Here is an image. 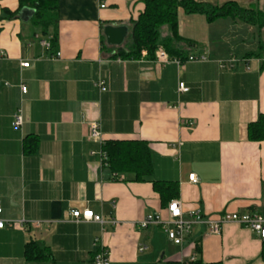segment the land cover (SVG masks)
<instances>
[{
  "label": "crops",
  "instance_id": "obj_1",
  "mask_svg": "<svg viewBox=\"0 0 264 264\" xmlns=\"http://www.w3.org/2000/svg\"><path fill=\"white\" fill-rule=\"evenodd\" d=\"M56 1L57 43L50 50L41 43L50 35L32 26L31 16L6 17L18 0H0V219L13 221L0 229V264H92L97 237L109 264L179 263L192 253L204 262L264 264L262 242L235 223L224 224L218 235L194 225L181 245L168 241L160 226L139 228L148 214L166 219L168 202L150 181L111 172L99 144L88 138V124L97 122L103 141L147 142L151 178L177 183L174 199L185 213L264 216V141L247 137L248 124L264 113V54L247 55L264 41V28L230 17L208 22L203 14L179 9L178 35L191 44L177 43L180 64L162 63L155 55H119L129 46L141 0ZM197 1H234L264 11V0ZM106 25L128 28L121 45L106 44ZM169 36L161 27L160 42ZM199 55L207 60H186ZM228 59L234 66L222 68ZM99 78L105 91L96 85ZM179 82L188 91L180 92ZM18 111L22 124L14 127ZM25 143L36 148L26 152ZM74 209L115 223L75 222ZM31 240L47 246L51 258L25 260Z\"/></svg>",
  "mask_w": 264,
  "mask_h": 264
},
{
  "label": "trees",
  "instance_id": "obj_2",
  "mask_svg": "<svg viewBox=\"0 0 264 264\" xmlns=\"http://www.w3.org/2000/svg\"><path fill=\"white\" fill-rule=\"evenodd\" d=\"M143 10L136 20L132 21L130 28V43L127 49L120 48L119 55L129 58H139L142 51L153 57L159 44L171 57L183 58V52L177 49V43L184 41L177 32V13L181 9L185 14H203L208 22L219 17H230L247 25L256 27L259 31L264 28V11L256 7H242L234 1H226L220 5H212L197 0H141ZM33 10L30 17L32 26L37 27L42 34L50 35V50L56 47L58 4L56 0H18L15 10H5L8 19L16 18L22 8ZM166 26L170 36L162 42L159 40V30ZM104 43V40L101 41ZM264 54V41H259L258 49L247 55L260 57ZM247 137L250 141H264V113L247 126ZM36 142V141H35ZM36 146L24 144L26 152H32ZM102 149L106 154L107 167L111 172L131 173L137 182L150 181L153 190L164 202L171 201L178 195V185L173 181L153 180V165L147 142L142 140L114 139L103 141ZM226 213V212H223ZM222 214V213H220ZM219 214V215H220ZM24 258L27 261H43L51 258L47 246L38 241H29L24 247ZM261 259L264 261V243L262 242ZM169 264H179L177 262ZM192 264H221L217 262H204L196 259Z\"/></svg>",
  "mask_w": 264,
  "mask_h": 264
},
{
  "label": "built area",
  "instance_id": "obj_3",
  "mask_svg": "<svg viewBox=\"0 0 264 264\" xmlns=\"http://www.w3.org/2000/svg\"><path fill=\"white\" fill-rule=\"evenodd\" d=\"M42 45L46 49H50L49 40H43ZM55 56H59V53L56 52ZM141 55L145 56L146 51H142ZM155 59L158 62L167 63L174 62L180 64L182 60L180 58H170L162 46H157L155 50ZM188 61H204L207 60V57L204 55L199 56H188L186 58ZM234 59H228L222 61L220 66L222 68H232L234 66ZM22 66H28L27 62L21 63ZM97 87L100 91H105V81L98 79L96 82ZM27 90L26 86H21L22 93H25ZM178 90L180 92L188 91V88L183 82H179ZM22 124V116L20 111L13 115L12 125L14 127H19ZM89 126V135L88 138L90 141L96 142L100 146L99 155L101 156V161L104 166H107L106 163V154L102 149L103 140L99 124L97 122H91ZM94 154V152H92ZM189 182L196 184L198 179L194 173H190L188 176ZM167 217L162 219L158 214H148L139 221V228H147L150 225L160 226L162 231L165 233L168 241L174 245H181L183 241L188 237L190 231L194 225H203L206 227L209 234L218 235L221 231V228L226 223H235L242 227L249 229L261 242L264 243V216L253 212V211H243V212H231V213H222L217 217H207L200 210H192L187 213L183 212L181 203L177 199H172L167 204ZM1 212V209H0ZM70 216L75 222L80 221H93L100 225H104L107 222L115 223L114 220H104L101 215L94 214L90 209L71 210ZM7 225L11 226L13 221H6ZM5 221L0 219V229L4 227ZM22 221H19L21 223ZM93 258L92 264H109L108 259V250L102 245L101 238H95L93 240ZM144 247H140L139 250H142ZM196 255L192 253L188 257L181 259L179 264H192L196 260Z\"/></svg>",
  "mask_w": 264,
  "mask_h": 264
},
{
  "label": "water",
  "instance_id": "obj_4",
  "mask_svg": "<svg viewBox=\"0 0 264 264\" xmlns=\"http://www.w3.org/2000/svg\"><path fill=\"white\" fill-rule=\"evenodd\" d=\"M21 16L29 17L33 14V10H22ZM128 28L124 25H106L103 27V35L106 44L110 46H119L124 42L127 36Z\"/></svg>",
  "mask_w": 264,
  "mask_h": 264
}]
</instances>
